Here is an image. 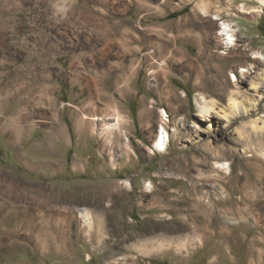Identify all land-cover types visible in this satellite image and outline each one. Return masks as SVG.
I'll list each match as a JSON object with an SVG mask.
<instances>
[{
	"label": "rangeland",
	"instance_id": "1",
	"mask_svg": "<svg viewBox=\"0 0 264 264\" xmlns=\"http://www.w3.org/2000/svg\"><path fill=\"white\" fill-rule=\"evenodd\" d=\"M44 6L66 16L41 12ZM34 18L44 25L35 41L45 40L50 62L63 66L54 76L83 84L102 79L110 94L80 101L67 95L66 86L50 109V124L66 120L73 135L72 125L85 113H114L116 107L120 122L111 132L105 124L116 119L84 118L92 125L85 135L93 151L92 144L83 149L55 142V148L32 153L33 160L52 162L89 153L111 158L113 165L96 181H68L80 176L70 169L31 175L53 180L51 191L63 193L50 192V206L57 205L61 218L64 208L73 215L76 231L67 233L76 239L59 237L64 219L41 223V214H34L37 229L27 231L24 219L31 214L0 213V264H264V149L250 126L264 118V82L263 96L253 89L264 68V59L254 57L257 50L264 53L259 0H0L5 41H25ZM224 20L237 30L232 47L220 34ZM242 68L250 70L242 74ZM234 92L261 99L258 107L232 123L221 113L200 115L197 97L216 99L229 112ZM162 123L170 132L168 148L153 151ZM239 127L253 140L242 138ZM0 150V163L12 164L10 152ZM217 161L228 163V172L217 169ZM70 194L76 199H66ZM85 208L88 222L81 215ZM16 222L21 229L11 228Z\"/></svg>",
	"mask_w": 264,
	"mask_h": 264
},
{
	"label": "crops",
	"instance_id": "2",
	"mask_svg": "<svg viewBox=\"0 0 264 264\" xmlns=\"http://www.w3.org/2000/svg\"><path fill=\"white\" fill-rule=\"evenodd\" d=\"M44 7L41 12L44 11L53 16L57 13L60 16L62 14L66 16L67 11L65 13L54 12L49 6ZM37 9L39 10L38 7ZM79 19L82 20V15H79ZM37 20L34 18L33 26L26 30L27 39L21 40L22 43L21 41L19 43L17 38L14 41L13 37L7 42L3 39L5 36H0V145L3 150L10 152L12 162V164L0 163V213L12 216H17L19 213L31 214L32 218L27 216L24 219L27 231L35 228L34 214H41L42 220H39L41 223L46 219H64L65 233L61 235L58 232V234L60 238L70 240L72 236L76 239L75 233L74 235L67 233V228L68 231H76L74 221L72 222L73 215L68 213L67 208H64L67 213L61 212L63 214L61 218L57 214V205L50 206V192L55 193V197H62L58 195H63V193L51 191L50 182L53 180L39 181L30 176H43L45 171H50L55 176L64 174L70 169L71 174L80 176H73L68 181L76 182L79 178L85 181H96V177H100L101 172L113 165L112 159L105 157L104 161L85 153L80 157L76 154L66 158L61 155L60 162H52L43 157L33 160L32 153L43 151L49 146L55 148V142L67 146L76 144L83 149H88L92 144L91 151H93L94 143L89 136L85 135L88 129L91 132L92 126L89 121H86L87 119L83 120L80 117L75 120L72 125L73 137L66 120L61 122L59 118H55L54 122L52 121L53 124H50V109L54 108L59 99H62L60 95L66 93L64 89L66 86H68L67 95L79 98L80 101L90 102L95 98L102 101L103 96L107 98L110 94L107 91V81L102 79L95 80L93 84L92 81L89 84H83L79 81L80 79L72 81L70 78L64 80L54 76V71L63 66L58 62L57 64L50 62L48 55L50 48L48 49L45 40L35 41L34 37L44 32L41 29L44 25L38 24ZM15 42L21 46L13 45ZM22 51L24 53L19 57ZM76 86L78 89H75ZM88 87L89 90L86 89ZM1 151L0 160L3 158ZM87 173L90 174L87 175ZM82 174H86V177L82 178ZM54 185L57 184L54 183ZM70 196L72 194L66 199ZM70 199L76 198L70 197ZM21 226L23 223L18 225L16 222L11 228L21 229ZM32 234L31 236H34L33 232ZM41 238L44 237L41 236Z\"/></svg>",
	"mask_w": 264,
	"mask_h": 264
},
{
	"label": "bare ground",
	"instance_id": "3",
	"mask_svg": "<svg viewBox=\"0 0 264 264\" xmlns=\"http://www.w3.org/2000/svg\"><path fill=\"white\" fill-rule=\"evenodd\" d=\"M259 2L264 6V0H259ZM203 7H204L203 10L206 13V10L207 9L205 10L206 7L204 5H203ZM214 18L215 19H218L219 18L218 14H216ZM132 29H134V28H132ZM125 30H128V29H125ZM220 30H221V33L220 34L226 35V37H225V39H226L225 45L227 47H232V46H234L237 43L236 42L237 41V37H236V31L237 30H235V28L233 27V25L230 22L224 20L221 23ZM106 44H107V42H106ZM111 49H110V51H112ZM157 54L161 55V53H157ZM254 57L255 58H259V59H264V53L262 51H260V50H257L255 52ZM154 59H155V57H154ZM160 59L161 58H157L156 60L157 61L158 60L161 61ZM159 63H163V62H159ZM249 70H250V68H242L239 71L243 74L245 72H248ZM258 75H259V77H260V79L262 81L259 82V83H254L253 84V89L258 94H260L261 96H263V94H261V92H260V88H262L263 82H264V68H263V70ZM232 81L233 82H238L239 81V77H238V75L236 73H234L232 75ZM246 99L249 100V101H246ZM229 100H230L229 103L231 104V111H229V112L226 111L223 107H221L219 105V103L216 101V99H209L205 95H201V96L197 97L196 98V104H197L198 110L200 112V115L203 114L205 116L210 117L214 113H218V114L221 113L225 119H227L230 123H232L233 120H234V118H237L240 115H248L249 112H251V110L256 109L258 107L261 99L253 98V97H250V96H248V97H240L239 94H237V93L234 92V93L231 94ZM247 102H250V105ZM102 116H106L107 119H111V120H115L116 119L117 120L116 122H114V121L113 122H107L105 124L104 130L111 131V130H113V128H114L115 125L116 126L119 125V122H120V111L118 110L117 107H116V112H114V113H112L109 110H107V108L105 110H103L102 115H93V116H91V115H88V114L85 113V115L83 116V120H84V118H89V117L92 120H95V119L96 120L103 119ZM250 126H251V132L253 131L254 134L257 136L258 145L261 148L264 149V118L262 116L257 117L256 119H254V120L251 121ZM210 127H211V124H209V128ZM238 130H239V134H240V136L242 138L248 137V140H250V141L253 140V136H251V133L245 135V128L244 127H239ZM169 139H170V132L166 128L165 124L162 123L158 127L157 136H156V138L154 140L153 147L151 149L153 151H158V152H165V151H167ZM215 167L217 169H219L220 171H223L224 170L226 172H228V169H229L228 163L219 162V161H217L215 163ZM124 182L128 186H131L132 185L129 180H126ZM146 188H147V191L148 192H152L153 191L154 186L152 184V181H149V182L146 183ZM81 215L84 217V221L88 222V221L91 220L90 219V211H89V209H87V208L83 209L82 212H81Z\"/></svg>",
	"mask_w": 264,
	"mask_h": 264
}]
</instances>
